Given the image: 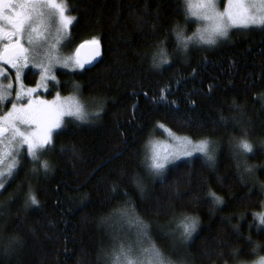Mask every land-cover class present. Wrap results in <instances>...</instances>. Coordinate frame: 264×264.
I'll use <instances>...</instances> for the list:
<instances>
[{
  "label": "trees",
  "instance_id": "obj_1",
  "mask_svg": "<svg viewBox=\"0 0 264 264\" xmlns=\"http://www.w3.org/2000/svg\"><path fill=\"white\" fill-rule=\"evenodd\" d=\"M68 4L75 9L71 15L78 18L69 29L71 46L95 37L100 40L102 59L87 73L61 70V92L79 85L82 96L93 97L96 103L104 101V111L99 120L71 127L57 137V149L63 145L66 151L46 157L54 166L48 176L26 177V167L0 196V205H4L0 230L19 235L25 242L11 258L0 257V264H98V250L101 246L110 249L115 241L112 229L118 216L111 212L124 201L123 192L129 194L140 218L150 224L153 239L166 252L171 249L160 238L161 232L175 230L177 221L171 227L169 222L174 216L180 220L178 216L184 213L199 218L198 237L190 249L195 264H237L227 255L232 249L243 253L240 260H254L246 238L251 236L264 246V228L257 231L253 219L264 194L257 184L249 198L251 185L240 183L230 155L218 154L215 169L200 156L191 162L178 160L168 167L164 183L148 179L144 161L147 141L156 134L165 136L158 131L157 122L193 140L210 137L226 143L239 136L232 117L240 119V115L229 107L233 100L252 118V137L257 139L253 132L264 129L258 99L264 93V31L233 30L230 40L215 47L190 48L185 60L180 53L172 55L176 44L173 29L185 30L186 26L190 31L195 25L185 23L182 0H68ZM161 41L171 62L156 69L152 55L159 51ZM27 73L25 82L34 84L36 72ZM162 88L168 89L166 100L160 98ZM166 101H175L176 106ZM221 113L229 118L226 127H193L209 125ZM73 146L78 156L72 154ZM262 162L264 151L257 147V155L250 156L248 163L259 166ZM255 175L264 183V167H257ZM134 176L142 179L147 198L136 191ZM26 181L36 191L40 208H23ZM113 184L119 185L115 194ZM209 189L225 201L219 210L206 202ZM12 193H18L15 199H10ZM82 196H87L83 203ZM241 216L245 219H238ZM232 225L240 226L242 237L238 238ZM30 229H35V235ZM221 240L231 248L222 246ZM217 249L226 253L223 260L204 255Z\"/></svg>",
  "mask_w": 264,
  "mask_h": 264
},
{
  "label": "snow or ice",
  "instance_id": "obj_2",
  "mask_svg": "<svg viewBox=\"0 0 264 264\" xmlns=\"http://www.w3.org/2000/svg\"><path fill=\"white\" fill-rule=\"evenodd\" d=\"M185 23L196 22L203 25L196 32L187 35L179 26L173 29L176 36V44L172 49V55L180 53L187 60L190 48L200 50L215 47L221 41L231 39L233 30H260L264 31V0H184ZM75 11L70 7L68 0H0V196H3L12 183H15L21 172L27 177L31 175L39 178L48 176L54 166L48 157L49 153L59 150L63 154L66 149L63 145L57 149V137L68 132L71 127H80L90 123L93 119L99 120L104 111V101L90 105L85 100L76 97L61 100L60 94L52 101L39 98L37 93L41 88L48 90V84H59L55 69L57 67L82 71L87 73L102 59L101 44L97 38H92L79 44L70 56L61 55V51L67 46L64 34L70 26L78 20L71 15ZM147 11V5H145ZM159 16V10L157 11ZM137 19H141L137 17ZM161 41L157 47L159 51L152 55V66L156 69L169 64V52ZM26 69H37L40 75L35 87L25 84L28 73ZM35 74V73H33ZM8 81L6 84L3 81ZM75 90L80 92V86L75 85ZM209 86V92L213 91ZM161 100H166L164 93L167 88L161 90ZM147 95V93H145ZM260 101L259 112H264V93L258 94ZM176 106L175 101H166ZM195 105V101H190ZM10 105V107H8ZM95 107L97 110L92 111ZM236 110L240 119L232 117V122L239 128V136L229 138L230 159L234 162L237 175L242 185L251 188L259 184L260 192L264 194V183H260L256 177L258 166L250 165V156L257 155V147L264 151V139H253L252 118L247 116L245 107L233 100L229 106ZM258 112V114H259ZM229 118L222 113L218 120L209 125L194 124L193 127L202 129L205 126L226 127ZM264 123V122H262ZM158 128L164 125L157 122ZM171 133V129H166ZM175 144L166 151L165 155L153 153L150 157L146 153L145 166L153 179L165 182V177L170 171L169 164H174L181 158L191 162L194 154H199L206 165L215 169L219 141L210 137H200L195 141L188 136L171 137ZM72 154L78 156L73 146ZM11 163H6V161ZM150 160V163L148 162ZM219 179V178H218ZM133 184L142 199L147 198L145 185L139 176L132 178ZM28 191L24 195L23 208H40L41 203L30 181H26ZM221 186L223 184L221 183ZM21 188L22 186H18ZM119 185L113 184L111 191L118 192ZM18 193H12L10 199H15ZM124 201L112 209L111 214L117 215L130 227H136L135 245L125 244L123 241H114L110 249L103 246L97 252L98 264H195V258L190 249L198 237L199 218L180 214L179 223L173 231H162L161 239L168 241L166 252L153 239L150 224L143 221L136 210V205L127 192H123ZM87 196L80 197L81 203ZM206 202L219 210L225 204L224 199L216 192L209 189ZM264 207V205H262ZM4 205H0V217L4 215ZM228 219L230 222V218ZM244 220L245 217H238ZM253 219L258 221L255 225L257 231L264 226V211L253 214ZM176 217L169 222V227L175 223ZM234 233L242 237L239 225H232ZM253 225H249L251 229ZM35 235V229H30ZM250 242L251 255L256 258L252 261H242L239 257L243 254L239 249H232L230 255L237 264H264V246ZM24 240L19 235H6L0 230V257L11 258L23 249ZM222 246L231 248L226 241L219 242ZM67 251V249H66ZM205 256H216L223 260L226 253L221 249L214 252H205Z\"/></svg>",
  "mask_w": 264,
  "mask_h": 264
},
{
  "label": "rangeland",
  "instance_id": "obj_3",
  "mask_svg": "<svg viewBox=\"0 0 264 264\" xmlns=\"http://www.w3.org/2000/svg\"><path fill=\"white\" fill-rule=\"evenodd\" d=\"M182 2H183L184 7H185L184 0H182ZM256 2L258 4L259 0H256ZM202 27H203V25L198 24V23L195 22V25L193 26L192 30L187 31L186 30V28H187L186 26L184 28H185L186 34L187 35H191L193 32H196L198 28H202ZM68 33H69V30H68L67 33L64 34L65 39L68 42L67 46L64 47L62 49V51H61V55L65 56V57L73 55L74 54V50L77 47V46H74V47L71 46V43L68 41ZM192 48H196V47H192ZM56 69L57 70H68V69L60 68V67H57ZM30 70H31L30 72H33V73L36 72L37 76H36V81L35 82L39 81L40 75H39L38 70L37 69H30ZM68 71H72V70L69 69ZM55 74L57 76L56 72H55ZM7 82L8 81H6V80L3 81V83H5V84ZM39 91H44V89L41 88ZM37 95L39 96V98L47 100V101L54 100V99L57 98V96H53V95L51 96V98H49V97L45 96L42 93L39 94V92L37 93ZM66 97H68V98L76 97L77 99L85 100L90 105H92L94 103L93 99H91L93 97L86 98V97L82 96L79 92H76L75 95H73V96L69 95V96H66ZM60 99L61 100H66L63 97H60ZM95 102H97V101H95ZM92 108H94V107H92ZM157 129H158V131H163L165 133V136L162 137L160 134H156V135H153L152 138L149 141H147V144H145V159H146V153H147V155L149 157L153 153H159L161 156L165 155L166 151L170 150L172 148V146L175 144V141L171 138L173 134L181 136V137L184 136V135H181V134H177V133H175L173 131H171V133H169L168 131H166V129H167L166 127H164V128H158L157 127ZM253 135L257 139H264V129H262L261 131L255 130V132H253ZM218 154L219 155L220 154L230 155L229 140L226 143H222L221 142L219 144ZM194 156H199V154H194ZM181 159H185V158H181ZM148 162L150 163V160ZM6 163H11V161L10 160L6 161ZM170 165H172V164H169L168 167ZM263 167H264V162L260 163L259 166H258V168H260V169H262ZM148 179H153V178L150 175H148ZM263 205H264V201H263ZM262 211H264V207H261V209L259 211H257L256 213H259V212H262ZM178 217H180V216H178ZM176 221H177L176 224L179 223V220H176ZM257 223H258V221H257ZM176 224H175V227H176ZM261 227L264 228V226H261ZM111 229H112V227H111ZM112 230L115 231V232H113V238L115 239V241H123L125 244L132 243L133 245H135L136 232H137V228L136 227H134V226L130 227L128 223H126L124 220H122L120 217H118V218H116V220L113 221V229Z\"/></svg>",
  "mask_w": 264,
  "mask_h": 264
},
{
  "label": "flooded vegetation",
  "instance_id": "obj_4",
  "mask_svg": "<svg viewBox=\"0 0 264 264\" xmlns=\"http://www.w3.org/2000/svg\"><path fill=\"white\" fill-rule=\"evenodd\" d=\"M25 71L28 72V71H31V70H30V69H26ZM60 71H61V70H57V69H55V72L57 73V80L59 81V84H55L54 82L49 83V84H48V90H47V91H39V94L42 93V94H44L45 96L51 98L52 95H53V96H57V93L60 92V93H59V94H60V97H63V98H65L66 100L69 99V98L66 97V96H69V95H70V96H73V95H75L76 90H75L74 87H72V88H71L72 90H70V91H66V92H64V93L61 92V89H60V77H59V72H60ZM66 71H68V70H66ZM69 72L73 73V72H75V71H69ZM24 82H25V81H24ZM25 84H26V86H28V87H34V86L36 85V82H35L34 84H28V83L25 82ZM49 101H52V100H49ZM8 107H10V105H8Z\"/></svg>",
  "mask_w": 264,
  "mask_h": 264
},
{
  "label": "bare ground",
  "instance_id": "obj_5",
  "mask_svg": "<svg viewBox=\"0 0 264 264\" xmlns=\"http://www.w3.org/2000/svg\"><path fill=\"white\" fill-rule=\"evenodd\" d=\"M78 45H79V44H78ZM78 45H77V46H78ZM68 70H69V69H68ZM77 71H78V70H77ZM59 93H60V92H59Z\"/></svg>",
  "mask_w": 264,
  "mask_h": 264
},
{
  "label": "water",
  "instance_id": "obj_6",
  "mask_svg": "<svg viewBox=\"0 0 264 264\" xmlns=\"http://www.w3.org/2000/svg\"><path fill=\"white\" fill-rule=\"evenodd\" d=\"M81 44V43H80Z\"/></svg>",
  "mask_w": 264,
  "mask_h": 264
}]
</instances>
